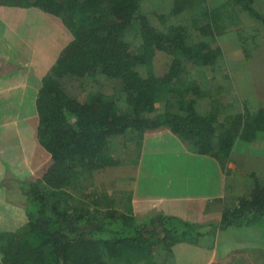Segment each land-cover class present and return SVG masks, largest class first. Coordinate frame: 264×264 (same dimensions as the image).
<instances>
[{"label": "trees", "instance_id": "16d2710c", "mask_svg": "<svg viewBox=\"0 0 264 264\" xmlns=\"http://www.w3.org/2000/svg\"><path fill=\"white\" fill-rule=\"evenodd\" d=\"M141 1L0 0L58 16L72 36L35 100L36 138L49 157L36 175L20 178L7 167L0 181V264H152L158 249L168 255L175 243H200L202 226L175 215L141 219L112 206L113 197L88 208L91 196L98 198L93 175L125 163L107 155L109 139L168 129L225 169L236 139L249 141L264 130V108L250 120L240 113L218 120L198 110L200 89L187 70L212 65L220 47L192 42L181 28L172 34L155 27ZM230 1L264 27L253 0ZM207 26L199 31L212 36ZM160 52L170 61L155 73ZM96 75L113 81L111 94L86 87ZM263 215L264 185L255 180L248 195L223 209L222 223Z\"/></svg>", "mask_w": 264, "mask_h": 264}, {"label": "rangeland", "instance_id": "374dc122", "mask_svg": "<svg viewBox=\"0 0 264 264\" xmlns=\"http://www.w3.org/2000/svg\"><path fill=\"white\" fill-rule=\"evenodd\" d=\"M253 6L264 17V0H253ZM141 9L150 23L163 31L173 34L181 28L192 42L213 40L220 47L221 55L212 65L190 67L186 73L187 79L196 82L199 86L200 97L197 101L199 111L211 112L218 120H225L226 116L238 113L247 116V120H250L260 107H264V69L260 71L256 68L258 64H262L264 68V33H261L263 31L259 21L242 10L240 6L232 4L230 0H143ZM19 10L21 11L16 13L20 14L17 18L19 21L14 22L17 24L13 31L15 35H10L12 33H7L5 30L4 25L7 27L9 25L6 21L3 23L0 21V34H3V37L15 48L24 51L27 56L33 50V40L41 44L45 33H49L48 45H54L56 40L54 36L58 37L57 33L54 31L52 36L51 31H46L49 26L45 27L47 22L41 19L42 15H52L47 12L39 15L38 11H34L35 8ZM53 17L57 20L55 16ZM204 25H208L205 28L213 33L212 36L210 33L206 35L199 31V27ZM169 61V55L163 52L157 53L152 61L155 73L163 72ZM86 84L89 90H100L106 95L111 94L114 89L113 81L102 75L91 76ZM259 100H263V106L259 107L261 105ZM9 104L13 106L11 102ZM10 105L0 102V111H5V107L8 108ZM156 108L157 111L162 109L161 102H157ZM34 110L35 107H33ZM37 122V114L0 112V150L4 152L0 157L4 165H10L11 172L16 171V168L27 171L26 168L30 166L32 172L30 175H33L32 150L34 145L40 146L36 138ZM257 133L259 136L253 142L255 149L250 151L253 155L248 159L243 158L249 149L246 147L241 150L243 146H239L245 145L242 144L244 140L240 138L241 142L239 141L236 146L234 162L237 167L235 171H226V198L231 197L232 194L238 198L254 185L255 180L264 182V130ZM163 134V132L153 134L151 141L162 139ZM143 135L125 133L109 139L107 155L125 163L93 175V180L97 184L98 198L91 196L88 200L89 209L96 207L93 202L102 204L113 197L116 200L112 206L122 212L127 211L131 197L129 187L134 172L132 169L135 168V159L141 150V144L136 145L132 140L139 138L143 141L145 137ZM161 149V153H158L163 155L164 147ZM172 153L167 155L166 160L162 158V163L156 164L158 174L163 176V180L168 174L165 165L173 160ZM22 160H28L25 168L16 166V162ZM155 160H158L157 157ZM150 176L151 179L154 178L152 173ZM88 184L89 180L83 181L85 195ZM256 235L257 233H254L252 236ZM166 255L163 250H158L153 257V262L162 261ZM243 262L253 264L250 260ZM224 264L241 263L232 261Z\"/></svg>", "mask_w": 264, "mask_h": 264}, {"label": "crops", "instance_id": "0c3cea01", "mask_svg": "<svg viewBox=\"0 0 264 264\" xmlns=\"http://www.w3.org/2000/svg\"><path fill=\"white\" fill-rule=\"evenodd\" d=\"M25 8H35L34 11H38L39 15L45 12L37 7L0 5V21L9 24L8 27L4 25V28L7 33H12L10 35H15L13 31L17 24L14 22L19 21L17 18L20 14L16 13L21 11L19 9ZM51 15H42L41 19L47 22L45 27H49L46 31H51L52 36L56 31L58 37L54 36L56 38L54 45H48L49 33H45L41 44L33 40V50L28 56L0 34V102L13 104L5 107V111L1 110V113L7 111V114H37L35 100L42 78L48 74L61 50L72 38L63 20ZM261 31L264 33L263 26ZM256 68L260 71L264 69L262 64H258ZM259 103L261 104L259 107L263 106V100H259ZM161 132L164 133L162 139L151 141L153 134ZM144 135L141 150L135 159V168L132 169L134 172L132 171L133 180L129 187L131 192L129 208L123 212L131 211L141 219L162 212L202 226L198 228L202 234L200 243H175L171 247V252L162 261L159 260L158 263L152 261V264H224L232 261L244 264L245 260L253 261V264H264V215L250 217L239 224L222 223L223 209L235 206L239 197L248 195L253 187L245 190L238 198L234 194L226 198V171H235L237 167L234 153L240 138L236 139L226 164L227 168L223 169L215 158L195 152L168 129L145 132ZM258 136L256 133L252 140L242 141L245 145H239L243 146L241 150L246 147L249 149L243 159L253 155L250 151L255 149L253 142ZM163 147L162 155L159 153ZM32 151L33 175H36L49 155L42 147L36 145ZM171 153L174 157L165 165L168 174L163 180V176L158 174L156 164L162 163V158L166 160L167 155ZM3 154L4 152L0 150V155ZM156 157L158 160H155ZM27 162L28 160L17 161L16 166L24 167ZM7 167L10 170V165H4L0 157V181ZM26 169L27 171L23 169L21 171V168H16V171L11 173L21 178L32 173L30 166ZM150 173L154 178L151 179ZM261 184L264 185V182L261 181ZM254 233L257 235L252 236ZM168 257L170 258L166 259Z\"/></svg>", "mask_w": 264, "mask_h": 264}]
</instances>
